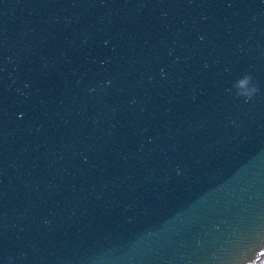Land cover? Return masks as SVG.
Wrapping results in <instances>:
<instances>
[{
	"label": "water",
	"instance_id": "water-1",
	"mask_svg": "<svg viewBox=\"0 0 264 264\" xmlns=\"http://www.w3.org/2000/svg\"><path fill=\"white\" fill-rule=\"evenodd\" d=\"M264 0H0V264H257Z\"/></svg>",
	"mask_w": 264,
	"mask_h": 264
},
{
	"label": "built area",
	"instance_id": "built-area-1",
	"mask_svg": "<svg viewBox=\"0 0 264 264\" xmlns=\"http://www.w3.org/2000/svg\"><path fill=\"white\" fill-rule=\"evenodd\" d=\"M257 264H264V256L262 257V259Z\"/></svg>",
	"mask_w": 264,
	"mask_h": 264
}]
</instances>
